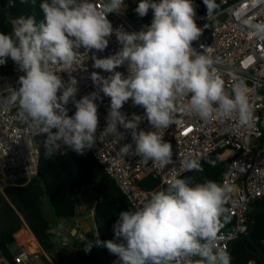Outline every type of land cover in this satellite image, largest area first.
<instances>
[{
    "label": "clouds",
    "instance_id": "1",
    "mask_svg": "<svg viewBox=\"0 0 264 264\" xmlns=\"http://www.w3.org/2000/svg\"><path fill=\"white\" fill-rule=\"evenodd\" d=\"M26 0H21V3ZM210 16L214 0H203ZM9 7L14 0H9ZM44 18L19 16L12 20L11 31H0V65L10 58L25 73L18 89L0 90V107L15 106L17 120L33 136H43L45 156L64 154L65 147L78 155L85 154L97 142L99 128L98 99L110 98L101 137L125 139L123 128L130 132L132 143L122 144L119 154L136 155L144 163L160 167L173 163L171 143L164 132L174 123L178 108L186 115L203 121L237 118L241 126L252 122L248 89L242 82L231 93L225 91L222 73L208 48L193 47L202 29L196 23L193 0H140L135 12L144 17L152 11L150 25L140 31L113 28L108 15L120 14L124 0H42ZM258 30L261 29L257 26ZM115 35L121 48L105 58L103 52ZM81 49L84 51L81 52ZM95 50V51H93ZM92 52V67L109 73L107 77L91 73L99 91L79 100L78 80L71 75L82 53ZM127 67V76L118 67ZM69 74L67 82L59 73ZM131 100L144 109V115L122 112ZM74 103L69 116L67 105ZM150 131L140 129L144 119ZM208 163L215 166V161ZM185 171H203L196 160L184 163ZM233 189L228 184L192 177L172 178L167 188L154 191L135 209L121 211L113 225L114 240L101 241L99 232L84 251L103 246L118 257V264H231L230 254L218 246L225 223L230 221L227 207ZM86 236H80V241Z\"/></svg>",
    "mask_w": 264,
    "mask_h": 264
},
{
    "label": "built area",
    "instance_id": "2",
    "mask_svg": "<svg viewBox=\"0 0 264 264\" xmlns=\"http://www.w3.org/2000/svg\"><path fill=\"white\" fill-rule=\"evenodd\" d=\"M216 7L207 16L206 6L201 1L196 10V23L202 31L193 47L199 52L200 45L208 48V53L215 61V67L222 73L225 91L232 92L237 83H243L248 89L249 104L252 109V122L241 126L237 118L229 120L203 121L197 116L186 115L179 108L174 123L164 132V139L171 143L173 163L160 167L152 161L144 163L141 157L128 155L122 157L119 148L122 144L132 143L129 131L121 128L125 139L118 136L101 137L99 132L105 127L110 98L100 93L98 99L99 128L96 145L89 151L102 165L105 173L113 180L120 192L127 198L133 209L150 198L154 191L163 190V186L172 178H179L185 172L184 163L196 160L202 164L210 154L223 151L222 161L225 166L221 174V184H228L233 191L230 194L228 207L233 224L220 232L223 237L218 246L228 252L230 243L235 242L249 229V209L264 199V0H214ZM99 5L100 0H96ZM122 13H112L108 19L113 28L123 27L124 30L140 31L144 24L135 12L137 0H124ZM150 25V24H148ZM121 48L115 35L109 39V45L103 52H95L98 58H105ZM84 50L81 49V52ZM95 51V50H93ZM92 52L82 53L71 75L78 80L76 99L99 91L91 80V73L98 72L107 77L109 73L92 67ZM127 76V67L116 69ZM18 66L9 58L0 73V90L5 88L18 89L19 77L24 75ZM65 82L69 74L59 73ZM69 116L76 109L71 101L67 105ZM16 107H0V192L10 187L27 185L38 176L41 155L40 142L43 136H33L26 131V126L16 118ZM129 118L132 114L144 115V109L134 106L129 100L121 109ZM140 129L150 131L151 125L145 118ZM71 149L65 147L63 153ZM152 177L160 182L152 190H144L139 182ZM92 185L76 190L78 198L75 216L84 205V199L91 191ZM95 233L96 228L94 226ZM54 244L62 248L78 251L68 235L56 232L52 235ZM264 246V240L262 241ZM0 264H53L45 253L23 250L10 261L0 251ZM68 264V263H66ZM243 264V263H231ZM248 264H256L251 261Z\"/></svg>",
    "mask_w": 264,
    "mask_h": 264
},
{
    "label": "trees",
    "instance_id": "3",
    "mask_svg": "<svg viewBox=\"0 0 264 264\" xmlns=\"http://www.w3.org/2000/svg\"><path fill=\"white\" fill-rule=\"evenodd\" d=\"M201 1L193 0L196 10H199ZM139 2L140 0H137V6ZM8 3L9 0H0V31L2 32H10L12 20L19 16H34L37 23L44 18L40 8L42 0H26L24 3H21V0H14L13 7H9ZM140 18L144 24H150L152 11L149 10L147 15ZM3 70L4 65H0V73ZM40 148L38 176L27 185L10 187L4 193L0 192V251L7 258L12 259L9 248L15 243V235L26 223L43 249L50 254L54 253L57 246L52 241L53 234L50 232V227L55 222H49L44 218L45 203L54 211L56 220L70 221L75 217L77 207L74 199L70 197V193L87 185H92L91 190L98 194L93 223L96 231L99 232V239L101 241L121 242L114 235L113 225L121 211H127L133 207L113 180L105 173L102 165L92 153L88 150L85 154L78 155L71 150L64 154L58 153L53 158H47L44 154L43 142H40ZM222 157V150L214 152L202 162L203 171H187L179 178L192 177L196 182L209 179L220 183L225 166ZM209 160L215 161V166L210 165ZM159 184L160 182L152 177H146L139 182V186L148 191L156 189ZM166 188L167 185L163 186V190ZM255 205L264 207V199ZM233 222L231 217L221 231L227 230ZM250 224L249 216V227ZM251 238L264 251L262 244L264 240V214H257ZM99 247L104 251L107 249L103 246ZM253 250L254 248L248 240L235 241L231 263L248 264L255 261L256 264H262L251 253Z\"/></svg>",
    "mask_w": 264,
    "mask_h": 264
},
{
    "label": "crops",
    "instance_id": "4",
    "mask_svg": "<svg viewBox=\"0 0 264 264\" xmlns=\"http://www.w3.org/2000/svg\"><path fill=\"white\" fill-rule=\"evenodd\" d=\"M95 204L92 209L82 206L80 212L70 221H58L55 217L53 220L55 223L50 227V232L53 235L56 232H62L68 235L72 244L79 248L78 251L65 249L55 244L57 250L54 253L50 254L46 252L26 223H24L21 230L15 235L14 245H17L20 252L25 250L32 253H45L50 257L53 264H118V257L114 254L109 255L107 253L108 249L104 251L99 246L94 245L90 252L86 253L84 251L85 244L88 241H94L96 239L93 223ZM46 207L49 208L45 203L44 208ZM82 235L86 236V240L80 241V236ZM10 254L11 258L16 256L11 251ZM9 260L11 261L12 259Z\"/></svg>",
    "mask_w": 264,
    "mask_h": 264
},
{
    "label": "water",
    "instance_id": "5",
    "mask_svg": "<svg viewBox=\"0 0 264 264\" xmlns=\"http://www.w3.org/2000/svg\"><path fill=\"white\" fill-rule=\"evenodd\" d=\"M97 196H98L97 192L94 191V190H91L88 193L87 197L84 199V202H83L84 205L88 209H92L93 205L96 203ZM70 197L72 199H74L76 204L78 203V198L76 197V192H71L70 193ZM257 214H264V207L263 206H257V205L252 206V208L250 210V219H251L250 227L247 230V232L242 234L236 241H240V240H243V239L248 240V242H250V244L254 248V250L251 251V253L256 257L257 261H259L262 264H264V251L251 238V234H252V232H253V230L255 228ZM43 216L49 222L53 221L54 218L56 217L54 211L51 208H47V207L43 209ZM233 245H234V242L230 243V247H229V250H228V253L230 254V257L232 256V253H233ZM107 253L109 255L112 254L108 250H107Z\"/></svg>",
    "mask_w": 264,
    "mask_h": 264
},
{
    "label": "rangeland",
    "instance_id": "6",
    "mask_svg": "<svg viewBox=\"0 0 264 264\" xmlns=\"http://www.w3.org/2000/svg\"><path fill=\"white\" fill-rule=\"evenodd\" d=\"M251 209H249L250 212ZM9 250L14 254V255H18L20 253V249L17 247V245H11Z\"/></svg>",
    "mask_w": 264,
    "mask_h": 264
}]
</instances>
